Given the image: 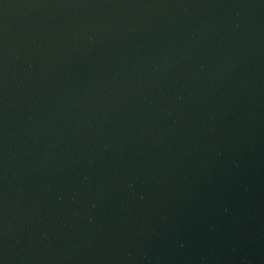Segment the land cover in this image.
I'll return each instance as SVG.
<instances>
[{"label": "water", "instance_id": "obj_1", "mask_svg": "<svg viewBox=\"0 0 264 264\" xmlns=\"http://www.w3.org/2000/svg\"><path fill=\"white\" fill-rule=\"evenodd\" d=\"M0 264H264V0H0Z\"/></svg>", "mask_w": 264, "mask_h": 264}]
</instances>
